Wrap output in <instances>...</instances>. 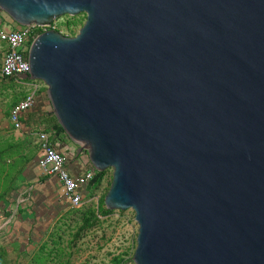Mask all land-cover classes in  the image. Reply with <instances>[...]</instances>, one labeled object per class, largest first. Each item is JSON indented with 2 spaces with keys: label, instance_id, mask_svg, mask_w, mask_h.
<instances>
[{
  "label": "water",
  "instance_id": "95a60500",
  "mask_svg": "<svg viewBox=\"0 0 264 264\" xmlns=\"http://www.w3.org/2000/svg\"><path fill=\"white\" fill-rule=\"evenodd\" d=\"M19 26L87 15L28 53L134 264H264V0H0Z\"/></svg>",
  "mask_w": 264,
  "mask_h": 264
},
{
  "label": "rangeland",
  "instance_id": "374dc122",
  "mask_svg": "<svg viewBox=\"0 0 264 264\" xmlns=\"http://www.w3.org/2000/svg\"><path fill=\"white\" fill-rule=\"evenodd\" d=\"M86 20L85 13L60 17L56 31L74 37ZM42 91L48 98L45 114L51 117L44 124L53 132L58 120L48 89ZM27 93L17 81H0V264H131L139 226L134 210L106 207L112 169L105 171L82 208H72L49 184L42 186L46 176L38 167L42 153L34 131H15L9 117ZM65 150L73 158L76 144L70 139ZM30 204L38 217L31 230L25 207Z\"/></svg>",
  "mask_w": 264,
  "mask_h": 264
},
{
  "label": "built area",
  "instance_id": "2783aa9c",
  "mask_svg": "<svg viewBox=\"0 0 264 264\" xmlns=\"http://www.w3.org/2000/svg\"><path fill=\"white\" fill-rule=\"evenodd\" d=\"M58 19L46 26L30 25L17 28L0 29V43L7 46L0 68L3 79H15L26 86L28 93L22 101L16 104L10 112V121L15 131L24 129V115L34 110L38 105V96L42 88L48 89L40 80L23 79L30 74L28 65V53L30 43L41 33L47 30H55ZM36 143L42 153L38 167L45 176L55 177L62 185V198L72 208H82L91 193V184L95 179L94 170H85L75 173L70 168V157L59 150V143L55 134L38 130L35 132Z\"/></svg>",
  "mask_w": 264,
  "mask_h": 264
},
{
  "label": "crops",
  "instance_id": "0c3cea01",
  "mask_svg": "<svg viewBox=\"0 0 264 264\" xmlns=\"http://www.w3.org/2000/svg\"><path fill=\"white\" fill-rule=\"evenodd\" d=\"M14 23L15 22L10 18V16L8 14H6L2 10H0V29H2V28H15ZM7 50H8L7 46L3 43H0V68H1V64L3 61L4 54ZM1 80L6 81V79H3L0 75V81ZM47 101H48L47 93L44 91H41L39 96H38L37 107L34 110H32V111H30L24 115V118H23L24 129L26 130L27 133L34 131V134H35L36 131L40 130L39 129L40 127H46L44 124V121L51 118V117L46 115L47 113L45 114V112H47V111H45L44 105H46ZM36 117H37V123H36L37 125H35V128H32L33 124L28 125L27 121L33 123L32 120H34V119L36 120ZM53 122H54V120H53ZM57 123H59V122H57ZM48 132H52V131H48ZM55 132L56 131H53L52 133L55 134ZM68 141L69 140H67V142ZM76 148H77V152H76L75 156L73 158L69 156L70 157V168L75 173H81L85 170H88L92 165L90 164V161L87 158V155L80 151V146L76 144ZM67 155H69V153H67ZM41 181H42V186L43 185L46 186L47 184H49V186L51 187L50 189L55 190V191L58 190L60 196L62 197V185L58 182V180L55 177L46 176V178L44 180L42 178ZM25 207H28V209L26 211V216L29 217L27 221L29 223V228L31 230L33 228V226L38 222V217L36 214H34L33 207L31 206V204H30V208H29V205L28 206L26 205Z\"/></svg>",
  "mask_w": 264,
  "mask_h": 264
},
{
  "label": "trees",
  "instance_id": "16d2710c",
  "mask_svg": "<svg viewBox=\"0 0 264 264\" xmlns=\"http://www.w3.org/2000/svg\"><path fill=\"white\" fill-rule=\"evenodd\" d=\"M6 80L15 81V79H6ZM32 122L33 123L27 121V124L28 125L33 124L32 128H35V125H37L36 124L37 123V117H36V120L34 119V120H32ZM39 129L41 131H49V129H47L46 127H40ZM55 138H56L57 142L59 143V147L61 146V148L59 150L64 151L67 154L68 152L65 150V146L67 145V140H70V138L67 136V134L65 133V131L63 130V128L60 126L59 123H57L56 132H55ZM88 170H94L95 173H96L95 179H94V181L92 182V184L90 186L91 187V191H92V189L96 185H98L100 183V181L102 180L103 176L105 175V172L104 173H99L92 166ZM106 211L108 212V210H106ZM131 264H134V263L131 262Z\"/></svg>",
  "mask_w": 264,
  "mask_h": 264
}]
</instances>
